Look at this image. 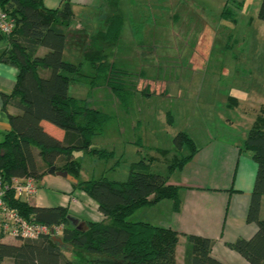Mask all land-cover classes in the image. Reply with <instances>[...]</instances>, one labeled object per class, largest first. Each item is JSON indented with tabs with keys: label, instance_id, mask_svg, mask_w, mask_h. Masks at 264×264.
Here are the masks:
<instances>
[{
	"label": "trees",
	"instance_id": "1",
	"mask_svg": "<svg viewBox=\"0 0 264 264\" xmlns=\"http://www.w3.org/2000/svg\"><path fill=\"white\" fill-rule=\"evenodd\" d=\"M44 1L0 0V8L16 20L11 34L0 32L6 41L0 60L19 70L13 94L6 97L15 98L13 102L19 112L9 114L11 129L0 138V174L10 186L14 177H32L39 181L53 166L78 178L81 161L75 156L77 150L100 157L112 156L106 150L92 147L93 138L102 132L111 114L71 95L69 89L73 81L91 76L93 83L103 82L111 88L125 111H130L128 95L121 94L127 85L123 81L126 72L115 60H110L107 52L116 47L123 36L126 15L121 10V1H104L100 17L105 26L92 34L85 26L74 24L71 0H61L55 8L47 7ZM170 1L150 0L141 7L140 19L132 21L138 46L145 44L148 30L156 25L160 28L171 24L170 19L165 18ZM221 17H235L229 1ZM258 17L264 20V0H261ZM172 22L177 21L173 19ZM42 47L46 48L43 53L40 52ZM68 48L80 52L81 58L95 71L93 75L83 72V62L64 58ZM143 74L141 70L140 78ZM134 86L136 89L130 93L151 94L149 86L141 89L140 79ZM43 121L59 127L65 132L64 137L61 139L48 132ZM174 140L178 148L187 146L189 153L181 157L174 154L165 173L152 170L153 158H143L131 163L126 180L102 175L75 184L98 203L105 215L100 221L86 220L82 226L75 225L69 207L31 204L10 187L5 196L10 207L29 220L62 225L58 236L63 244L48 234L38 239H20V243L14 244L3 241L5 235L0 232V264L5 258H12L14 264H74L65 255L66 246L73 252L91 255L86 264H225L212 254L213 239L193 233L187 235L186 261L180 263L176 258L180 233L171 226L138 218L143 209L164 199L173 200L174 211L181 210V187L171 184L169 178L175 169L191 161L199 149L184 131ZM240 148L251 152L257 164L247 214V221L255 223L257 230L252 237H240L228 246L249 264H264V218L260 215L264 196V113L254 120ZM159 150L162 155L172 151ZM134 215L135 218H131Z\"/></svg>",
	"mask_w": 264,
	"mask_h": 264
},
{
	"label": "rangeland",
	"instance_id": "2",
	"mask_svg": "<svg viewBox=\"0 0 264 264\" xmlns=\"http://www.w3.org/2000/svg\"><path fill=\"white\" fill-rule=\"evenodd\" d=\"M77 1L76 26L79 20L89 32L105 26L101 17L88 20V13L98 9L102 0ZM120 1L126 15L124 44L118 43L107 52L110 60L126 72L123 81L127 85L121 94L128 95L130 111H125L111 88L103 82L93 83L91 76L71 83V95L111 114L102 132L93 138L92 147L112 156L75 151L81 161L77 180L102 175L126 180L131 163L143 158H153L152 170L165 173L174 154L181 157L189 153L187 146L178 148L174 140L182 131L194 139L199 149L197 159L188 162L190 166L205 164L209 172L215 169L229 178L236 165L231 159L233 148L240 145L254 120L264 113V20L258 17L261 0H171L167 16L176 14L180 20L148 30L145 44L135 49L127 47L134 42L132 21H138L141 7L149 0ZM228 1L235 14L232 19L221 17ZM68 50L64 52L66 60L81 61L83 72L94 74L89 63L75 59ZM141 70L144 74L140 78ZM139 79L141 89L147 85L151 94L130 93ZM160 148L172 151L162 155ZM57 179L70 181L62 175L52 176L40 187L58 191ZM161 208L151 214L160 217L168 211V205ZM147 210L143 209L141 217ZM181 243L179 250L184 248V241ZM65 255L74 264H86L91 258L67 246Z\"/></svg>",
	"mask_w": 264,
	"mask_h": 264
},
{
	"label": "crops",
	"instance_id": "3",
	"mask_svg": "<svg viewBox=\"0 0 264 264\" xmlns=\"http://www.w3.org/2000/svg\"><path fill=\"white\" fill-rule=\"evenodd\" d=\"M60 1L45 0L44 3L49 8H55L59 6ZM104 1L102 0L99 8L95 9L96 11L88 13V20L100 18L101 6L104 4ZM72 3L75 13V4L80 3V1L74 0ZM140 17L141 15H139L138 19ZM165 18H169L170 21L175 19L177 22L180 20L176 14ZM75 19L76 13L74 23ZM81 22L80 20L78 21L83 26ZM89 33H95V31ZM119 43L120 45L124 44L123 38ZM5 47L6 41L0 36V53ZM127 47L135 49L137 47L135 39L133 44ZM43 51L40 49V52ZM68 51L75 59H82L78 50L69 49ZM18 73L19 70L15 65L0 60V138L4 132L11 129L9 114L19 112L13 102L15 98L10 97L6 99L7 96L13 94ZM45 74L48 73L45 72ZM43 125L52 135L61 139L64 137L65 132L54 127L51 123L43 121ZM240 145H237L236 149L233 148L235 154L231 159L236 165L233 175L231 174L229 178L223 174H219L215 169L209 172V167L205 164L201 167L200 165L190 166L191 164L187 163L183 167L175 169L169 178L171 184L181 187V210L178 212L174 211L173 200L164 199L157 204L145 208L148 210L143 214L144 217H141L143 210L139 214L138 218L140 220H147L157 225L171 226L180 233L179 243L176 248V258L180 263L186 261L187 235L193 233L213 239L212 254L225 264H249L240 253L228 246L229 242H233L240 237H252L257 230L255 223L247 221L248 209L257 174V164L253 159L252 153L241 149ZM194 159H197V155ZM39 161L41 162L40 159ZM223 162L222 159L220 164H223ZM52 176L56 177L58 174L50 171L45 173L43 178L37 181L38 188L36 194L30 198H22L37 206H67L71 215L78 218L81 222L86 220L100 221L105 218V215L99 210L98 203L85 191L77 188L71 181L66 182L57 179L56 188L58 191L42 190L40 183L46 181V179L51 180ZM166 205H168V211L164 212L162 216H153L151 214L152 211L160 210L161 207V209L166 208ZM146 215H148V218L145 217ZM260 215L264 218V196L262 198ZM2 240L14 244L20 243L19 239L12 236H5ZM183 241L184 248L183 250H179L180 248L178 247H181V242ZM1 264H14V261L12 258H5Z\"/></svg>",
	"mask_w": 264,
	"mask_h": 264
},
{
	"label": "built area",
	"instance_id": "4",
	"mask_svg": "<svg viewBox=\"0 0 264 264\" xmlns=\"http://www.w3.org/2000/svg\"><path fill=\"white\" fill-rule=\"evenodd\" d=\"M16 26V20L0 8V32L11 34ZM10 187L20 197L30 198L37 192V181L32 177H14L12 185L5 183L0 174V232L5 236L17 239H38L43 235H59L62 225L51 226L25 218L17 209L10 207L6 194Z\"/></svg>",
	"mask_w": 264,
	"mask_h": 264
},
{
	"label": "water",
	"instance_id": "5",
	"mask_svg": "<svg viewBox=\"0 0 264 264\" xmlns=\"http://www.w3.org/2000/svg\"><path fill=\"white\" fill-rule=\"evenodd\" d=\"M50 172H54V173H56L58 175H62L64 177L68 178L73 183H76V184L78 183L77 178L74 175L70 174L66 170H56L55 169V166H53L50 169ZM70 217H71V221L73 222V224H75V225L79 224L80 226L84 225V222H80V220L78 218L73 217L72 215H70ZM53 238L56 241H58L60 244H63V240H62V238L60 236H58V235L55 234V235H53Z\"/></svg>",
	"mask_w": 264,
	"mask_h": 264
}]
</instances>
